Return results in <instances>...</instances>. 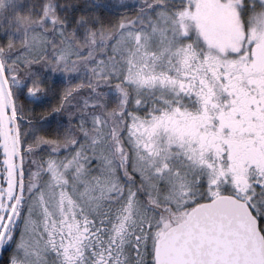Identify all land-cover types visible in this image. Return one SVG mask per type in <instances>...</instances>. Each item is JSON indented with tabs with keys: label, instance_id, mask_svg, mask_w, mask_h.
Wrapping results in <instances>:
<instances>
[{
	"label": "snow or ice",
	"instance_id": "snow-or-ice-1",
	"mask_svg": "<svg viewBox=\"0 0 264 264\" xmlns=\"http://www.w3.org/2000/svg\"><path fill=\"white\" fill-rule=\"evenodd\" d=\"M0 264H264V0H0Z\"/></svg>",
	"mask_w": 264,
	"mask_h": 264
}]
</instances>
